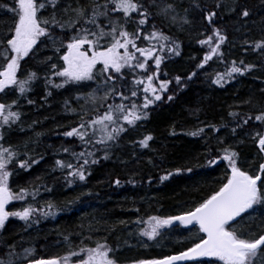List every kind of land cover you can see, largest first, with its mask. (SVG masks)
<instances>
[{
    "label": "snow or ice",
    "instance_id": "6c2138e0",
    "mask_svg": "<svg viewBox=\"0 0 264 264\" xmlns=\"http://www.w3.org/2000/svg\"><path fill=\"white\" fill-rule=\"evenodd\" d=\"M223 7L224 0H213L211 6L204 0H189L187 6L184 0H0V10L11 16V22L0 24V95L17 96L10 102L0 100V230L10 217L28 226L41 219H55L82 202V196L92 194L80 193L60 206L51 200L38 202L41 188L48 194L54 191V187L46 184L13 191L12 178L39 163L29 155L28 145L22 150L21 146L9 143L6 135L22 121L20 101L34 104L28 94L35 82L43 79L45 102L52 96V89L74 92L63 102L65 113L75 117L62 132L69 139V146L62 145L58 150L66 158L56 159L53 171L61 172L64 181L61 187L65 190L86 186L92 167L101 159H110L111 150L149 118L150 110L165 99L168 102L176 99L175 93L169 94L173 84L182 91L186 81L196 77L213 60L223 65V71H216L209 79L221 88L237 76L264 71V60L258 63L225 60L221 49L228 37L214 26L218 10ZM227 7L232 12L238 11L241 18L251 15L239 0H233ZM196 10L210 28L211 34L201 33L205 38L197 41L207 51L195 66L196 71L186 78L179 75L162 78L167 77L162 65L172 56L180 55V42L169 32L173 27L183 31L192 25V13ZM157 20L159 24L154 23ZM248 48L264 56V38L245 40V53ZM45 52L51 55L45 56ZM38 57L42 59H37V70L24 74V64ZM39 69H43V76ZM244 103L255 109V115L229 112L234 123L230 131L235 137L238 130L250 124L256 128L247 138L256 148L258 166L249 165L246 170L240 152L219 137L227 125L204 124L185 133L202 139L208 133L216 134V146L208 147L203 154L204 165L197 167L223 164L224 176L210 194L179 215L146 218L137 215L135 220L119 221L125 230L132 225L130 236L156 242L178 226L187 231L196 229V238L184 250L134 259L131 264H264V103L252 104L251 100ZM176 134L175 130L171 133ZM40 135L37 133V137ZM153 139L146 134L132 143L149 149ZM184 171L191 173L193 168L168 171L159 176V181H167ZM148 182L151 184V177ZM113 183L121 185L119 179ZM13 201L23 202V206L9 211ZM139 211L135 209L136 213ZM79 228L78 232L61 236L57 246L66 248L63 255L37 257L34 247L17 252L16 245L11 244L0 256V264H119L117 249L108 243L107 236L103 240L94 238L100 229L89 225L85 234L84 225ZM143 247L148 244L145 242Z\"/></svg>",
    "mask_w": 264,
    "mask_h": 264
},
{
    "label": "trees",
    "instance_id": "16d2710c",
    "mask_svg": "<svg viewBox=\"0 0 264 264\" xmlns=\"http://www.w3.org/2000/svg\"><path fill=\"white\" fill-rule=\"evenodd\" d=\"M188 2L189 0H184L185 6ZM239 2L249 9V18H241L238 11L229 10L227 5L233 4V0H224L225 7L218 10L214 26L220 28L228 37L221 50L227 61L244 60L246 63H258L264 60V56L253 52L251 48L245 53L244 41L264 38V0ZM204 3L211 6L213 0H204ZM192 18V25L186 26L185 30L180 31L173 27L169 32L180 42V55L172 56L162 65L163 72L167 73V77L162 78L172 79L178 75L186 78L196 71L195 66L207 51V48H202L197 41L211 34L210 28L201 18L199 10L192 13ZM4 22H11V16L3 14L0 10V24ZM154 23L159 24V20ZM44 55H51V52H45ZM37 59L42 57L24 64V74L37 70ZM39 71L43 76V69ZM216 71H223V65L213 60L196 77L186 81L187 86L183 87L182 91L173 84L169 94L175 93L176 99L172 102L165 99L150 110L149 118L140 127L131 130L121 139L119 145L111 150L110 159H101L99 164L92 167V175L88 178L86 186L76 187L71 191L61 187L64 183L62 174L59 170L53 171V167L56 159L66 158L65 155H59L58 150L62 145L69 146V139L63 137L62 132L67 130L66 126L75 117L65 113L63 102L73 96L74 92L52 89V96L45 102L44 81H36L28 94V99L33 100L34 104L29 105L26 100L20 101L22 121L6 135L9 143L21 146L22 150L24 145H28L29 155L39 160V163L33 165L28 172L22 171L14 176L10 182L11 187L13 191L20 187H38L42 184L54 187L51 194L45 193L41 188L37 200L39 203L51 200L60 206H64L68 200L80 193L90 191L92 194L82 196V202H78L68 211L61 212L55 219H41L39 223H33L31 226L18 218L10 217L5 222L4 229L0 230V256L7 251V245L11 244L16 245L17 252L26 247H34L37 257L63 255L66 248L57 246L61 236L80 231L81 224L84 225L85 234L91 225L94 229H100L94 234V238L103 240L107 236L108 243L117 249L116 258L119 264H131L132 260L139 258L169 255L189 247L196 238L195 228L187 231L183 226H178L166 232L156 242L147 241L146 238L141 240L137 235L130 236L132 225H128L125 230L119 221H132L137 215L145 218L147 215H179L218 187L224 176L223 164L212 168L197 167L204 165L203 154L209 146H216L217 136L208 133L207 137L202 139L185 134L198 126L227 125L228 127L222 128L219 137L224 138L226 144H231L240 152L246 170L249 165L258 166L260 160L256 148L247 138L256 128L250 124L244 130H238L233 137L230 129L234 123L228 113L235 111L243 116L251 112L255 115V109L244 102L251 100L252 104L264 103V71L254 70L245 76H237L223 88L212 84L209 79ZM20 78L23 79L24 75ZM14 99H17V96L11 93L6 97L0 95V100L4 102ZM34 121L38 123L34 124ZM173 130L176 135H171ZM37 133L41 135L37 137ZM146 134L154 137L149 149L139 148L132 143ZM76 150L79 151L80 148L77 147ZM186 167H192L193 171H184L167 181H159V176L166 172ZM149 177L152 178L151 184L148 182ZM116 179L121 181L120 186L113 183ZM130 180L135 181V184L129 183ZM22 206L23 202L13 201L8 210ZM137 208L139 213L135 212ZM259 222L257 219L256 223ZM145 242L148 244L147 248L143 247ZM74 243L78 244L79 240H74Z\"/></svg>",
    "mask_w": 264,
    "mask_h": 264
}]
</instances>
